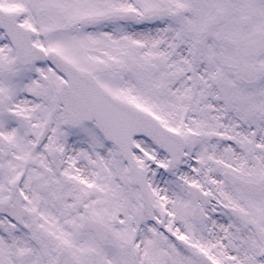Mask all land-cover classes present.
Returning a JSON list of instances; mask_svg holds the SVG:
<instances>
[{
	"label": "snow or ice",
	"instance_id": "6c2138e0",
	"mask_svg": "<svg viewBox=\"0 0 264 264\" xmlns=\"http://www.w3.org/2000/svg\"><path fill=\"white\" fill-rule=\"evenodd\" d=\"M0 264H264V0H0Z\"/></svg>",
	"mask_w": 264,
	"mask_h": 264
}]
</instances>
